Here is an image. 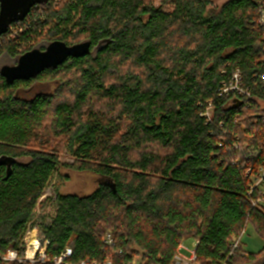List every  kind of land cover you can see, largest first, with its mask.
<instances>
[{
    "label": "trees",
    "instance_id": "obj_1",
    "mask_svg": "<svg viewBox=\"0 0 264 264\" xmlns=\"http://www.w3.org/2000/svg\"><path fill=\"white\" fill-rule=\"evenodd\" d=\"M263 8L264 0H45L12 24L0 37L12 65L46 28L38 49L92 47L30 80L0 75V255L31 224L50 242L47 264L67 247L72 262L174 264L189 240L199 264H264V246L248 252L242 240L232 251L249 225L264 240ZM237 71L248 94L222 93ZM235 145L259 154L241 160ZM60 154L102 181L86 196L58 194L40 227L34 215Z\"/></svg>",
    "mask_w": 264,
    "mask_h": 264
},
{
    "label": "rangeland",
    "instance_id": "obj_2",
    "mask_svg": "<svg viewBox=\"0 0 264 264\" xmlns=\"http://www.w3.org/2000/svg\"><path fill=\"white\" fill-rule=\"evenodd\" d=\"M227 1L228 0H214V5L220 7ZM155 2L156 5H160L161 0H155ZM41 36L42 37H40L39 39H37L38 37L35 36L32 37L29 40L28 44L26 45L22 43V45L19 47V51L28 49L29 45L34 46L38 42L40 43L36 46V48L46 45L47 43L46 38L48 36L47 28L41 34ZM13 62L14 59L8 53H5L4 55L0 56V68L4 65H12ZM50 88L51 89L49 90L54 89V85ZM262 105H264V103H262ZM211 114H212V110H210L209 115ZM234 148L235 150H237V157L241 160L248 159L252 156L256 157L259 154V151L257 149H249L247 146L240 147V145H235ZM59 157L62 165L55 172L52 179L50 180L47 189L45 190L43 196L39 200V205L34 215V219H35L34 224L40 227L49 225L51 223L57 209L56 197L58 194H62V195L76 194L79 196H86L91 194L102 181L100 176L91 173L77 172L71 170L69 166L74 162V159L72 157L62 154H60ZM256 184H258L262 189V191L264 192V183L260 184L259 181H256ZM242 240L244 243V248L248 252L257 253L264 246V240L257 234L256 230L250 225L247 227V230L245 231L243 236L241 235L240 242ZM193 242L194 240L183 242L186 247V250H184V252L187 256L191 255L190 251L193 250L194 248ZM196 263L199 264V262Z\"/></svg>",
    "mask_w": 264,
    "mask_h": 264
},
{
    "label": "water",
    "instance_id": "obj_3",
    "mask_svg": "<svg viewBox=\"0 0 264 264\" xmlns=\"http://www.w3.org/2000/svg\"><path fill=\"white\" fill-rule=\"evenodd\" d=\"M45 0H0V37L10 26L27 18L33 7ZM90 41L68 45L63 41H53L45 49L34 48L20 56L14 65H4L0 75L7 84L30 80L47 69H56L70 57L78 58L91 52Z\"/></svg>",
    "mask_w": 264,
    "mask_h": 264
},
{
    "label": "built area",
    "instance_id": "obj_4",
    "mask_svg": "<svg viewBox=\"0 0 264 264\" xmlns=\"http://www.w3.org/2000/svg\"><path fill=\"white\" fill-rule=\"evenodd\" d=\"M260 20L259 24L264 27V8L260 11ZM11 28V26H10ZM264 39V35H263ZM230 92H237L238 94L244 95L248 94L247 91L241 88V75L237 71L233 74L230 82L225 84L222 93L229 94ZM264 176V169L263 174ZM104 242L108 246H112L114 244L113 237L111 232H107L104 236ZM240 238L236 239L232 246V251L238 250L240 247ZM50 242L48 240H41L39 237L38 229L36 226L29 225L27 231L25 232L22 242L17 248H11L8 250L7 254L4 256L0 255V264H12L16 262L18 264H47L49 263V259L47 256V249ZM198 245V241L194 240L193 242V250L190 251L189 256H187L184 252L186 247L184 243L179 246L177 253L174 257V264H197V255H196V248ZM117 254H121V250L116 251ZM73 255L72 248L67 247L61 253L60 256L56 257L53 260V264H114L111 259H107L105 261L99 260H91L85 259L79 262H72L70 261L71 256ZM121 264H144L140 259L134 258L131 261L124 262Z\"/></svg>",
    "mask_w": 264,
    "mask_h": 264
}]
</instances>
